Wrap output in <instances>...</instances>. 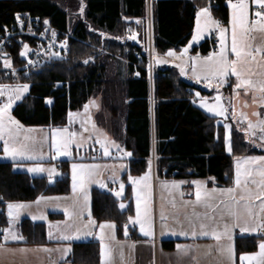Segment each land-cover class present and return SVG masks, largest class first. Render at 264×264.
Segmentation results:
<instances>
[{"label": "trees", "instance_id": "obj_1", "mask_svg": "<svg viewBox=\"0 0 264 264\" xmlns=\"http://www.w3.org/2000/svg\"><path fill=\"white\" fill-rule=\"evenodd\" d=\"M204 6V0L151 1L153 50L180 51L192 36L195 8ZM147 7V0H85L84 17L69 28L66 12L49 0H0V36L5 29L16 31L17 15L25 13L40 23L47 21L53 31L68 41L65 57L48 61L36 72L19 71L14 81L0 79V84L30 86L28 94L12 110L14 119L24 127L60 128L65 125L68 112L81 109L92 96L100 93L103 106L112 117L114 137L131 152L128 171L122 177L125 185L122 201L128 202L127 207L120 209L119 201L112 195L97 189L91 192L92 218L96 222L115 223L118 239L123 238L133 214L128 180L148 171L152 154L159 173L167 178L183 181L212 178L218 186L232 184L234 157L264 155V149L250 145L247 132L230 115L232 152L227 155L223 125L192 104L194 91L207 97L211 92L185 81L173 67L157 68L149 74ZM211 13L213 18L227 22L228 11L221 0ZM129 24L136 30V41L127 37L125 26ZM28 39L15 36L16 43L0 54V60L9 55L11 66H22L24 48L17 40ZM209 49L210 40H205L193 51L206 55ZM116 54L125 58L128 71L122 83L121 100L116 99L118 91H112L117 84L107 80L108 63ZM135 55L140 59H135ZM119 121L122 130L113 128ZM14 165L0 161V227L3 229L7 226L6 204L70 192L67 166H63L60 179L49 183L44 177L15 171ZM60 218V214L49 215L52 220ZM129 230L136 236L133 229ZM19 232L28 244L47 243L44 223L24 219ZM174 242L163 241V249H173ZM258 243L256 237H238L236 251L238 254L254 252ZM99 253L96 242L74 243L70 262L99 264Z\"/></svg>", "mask_w": 264, "mask_h": 264}, {"label": "crops", "instance_id": "obj_2", "mask_svg": "<svg viewBox=\"0 0 264 264\" xmlns=\"http://www.w3.org/2000/svg\"><path fill=\"white\" fill-rule=\"evenodd\" d=\"M156 1V0H148V8L150 7V2ZM206 5H207V0ZM223 5L226 6L228 11V19L227 22L223 23L221 27L226 29L225 32V43L229 50V57L230 59H235L234 56L231 55V25L229 23L230 20V14L231 10L228 8L229 0H221ZM232 3H236L237 0H231ZM255 5L250 3L249 6V18H251L250 10L254 8ZM205 8V6H204ZM206 9V8H205ZM212 12V11H211ZM208 10V19L214 20L212 13ZM201 20L205 22L206 17L202 15ZM194 30H197V17L195 16L194 21ZM219 28L216 29L215 25H213V28H207L205 29V32L203 34L204 39L199 41L198 44L194 45L191 49H188L187 53H183V50L185 48H188V43L183 47V50L180 52H176V56H182V58L188 59V66L184 67V71H186L187 77L188 75L191 76L189 70H192L191 66V57L196 56L197 54H200L197 51H193V49L197 46H199L200 43H202L205 40H210V37L213 33H216L219 35ZM147 39L148 43L152 48V41H151V31L150 26L147 27ZM191 39V38H190ZM247 42L255 49L256 47L264 48V32L259 30H253L251 31L247 36ZM150 48V49H151ZM148 49V50H150ZM210 53L204 55L200 54V56H207ZM153 57V54H152ZM257 61H260V63L252 62L251 64H241L240 68L245 71L246 76L245 78L251 79L255 82H262L264 81V57L258 56ZM165 67H173L177 70L178 74L181 77V71L179 65L176 66H165ZM163 68V67H162ZM193 76L189 77L191 79ZM182 78V77H181ZM184 79V78H182ZM185 81L189 82L188 80L184 79ZM218 79H214V81ZM190 83V82H189ZM193 84V83H191ZM237 84V79L235 76L229 75L225 78L224 83L220 87L213 88L211 90H206L211 92V96L209 98H212V94L214 91H220L221 97L223 102H225V106L228 102L231 101H237L238 106H241L243 104H246V98L247 102L251 104L252 108L250 111V114L245 113L243 109L239 110L241 122H256L257 120H264V101L261 100V97L264 96V93H261L258 89L252 90L247 89L245 87L236 88L235 85ZM196 85V84H194ZM198 86V85H196ZM201 88L200 86H198ZM215 87V86H214ZM203 90V88H201ZM194 97V96H193ZM2 97H0L1 100ZM241 111V113H240ZM226 112V122H229V115ZM243 113V114H242ZM253 113H259V116L253 115ZM213 117V116H212ZM236 121L238 118L235 115H232ZM260 117V119H259ZM218 119V118H217ZM20 124V123H19ZM231 125V123L229 122ZM21 125V124H20ZM24 127V126H23ZM22 125L21 128H23ZM224 127V125H223ZM53 129V128H48ZM225 129V128H224ZM27 130V129H25ZM125 155V154H124ZM264 156V155H261ZM242 157V156H241ZM246 157H259V156H243V158ZM126 159V155H125ZM111 160H116L112 158ZM0 161L5 162H12L15 164L21 165L20 168L14 170L19 172H24L30 176L34 177H44L47 179L49 183H53L54 181L60 179L63 176V172L60 173L61 176L58 174L55 176V178H48L46 176L45 172H34L30 173L28 171L29 165L32 164L33 161H26V160H19L13 161L10 157H5L3 153V141L0 140ZM150 168L147 172L150 179L148 180V187H147V193L143 196L140 201L141 208L144 207L145 203V197L147 198V206L149 208V216L151 221V235L145 236L141 230L140 226L138 224L129 223L126 226L124 232H123V238L118 239L117 237V228L116 224L113 222H96L92 216L91 219L95 221L94 225L90 226V231L92 232V235H84L83 232L85 231L83 227L81 228V224L77 226L81 229V232L78 234L79 237L82 238H73L70 240H61L59 239L60 235L62 233H67L70 235H77L72 233L71 230H69L70 224L67 223V217H65V212L63 211V204L56 203L58 201L57 197H49V196H39L36 200L31 202H12L13 204L19 203V204H27L29 206L30 210L21 212L18 217L14 218L11 224V228L15 227V233L17 235H20L19 232V225L22 220L27 219L34 223H44L46 226V244H28L24 242V239L18 240V241H11L10 239L8 241L4 240V234L2 232L1 236V243L0 245H4V248L0 250V264H72L70 262V255L72 251V245L74 243H80V242H89L93 241L99 244L100 248V239L98 238V234L100 232L99 225L101 223H111L115 225L114 229H105V240L104 243L107 245L109 249H111V256L109 258L108 264H230L229 260L227 259V256L222 251H219L218 249L222 248L223 246L227 245L229 241L227 239L221 238L220 241H216L211 237V228L216 227L218 231H223V224L224 223H232L231 218L227 215V212L229 209H225L223 205H220L219 207L215 209H207L202 204H197L195 200V192H196V184L193 182H199L201 185L202 191H208L210 192L213 187L217 189H223V188H229V187H235V170H234V176L232 184L229 186H218L214 183V180L211 179H199V180H189V181H183L173 178H167L164 174H160L158 169L155 166V157L152 154L151 161H150ZM25 165V166H23ZM28 165V166H26ZM245 167V166H244ZM247 167H253L255 168L256 165H247ZM128 168L125 171V174L127 173ZM142 174L140 176L131 177L132 179H138L139 177H142L145 175ZM124 174V175H125ZM249 181L252 179H255L257 181L260 180V177L253 174L252 177L248 178ZM129 183H132L130 178L128 180ZM176 183L179 184L178 188H173L172 184ZM242 184H243V178H242ZM164 185H167L168 187H164ZM125 186V185H124ZM110 189H115L117 187L116 183H110L109 184ZM249 189H251L253 192L257 191L256 186L251 184L249 182L248 184ZM93 189H97L93 187L91 189V192ZM91 192H90V210H91ZM125 193V191H124ZM123 196L120 198L115 197L113 194V197H115L119 201V207L120 204L124 205L125 209L128 205L127 201H122ZM183 193V195H181ZM108 194V193H107ZM236 196L239 198L241 195V189L237 188L236 190ZM214 199L210 202L219 204L220 200H225L226 197L223 196L221 193H213ZM39 200V203H36V201ZM137 198L135 197L133 187L130 186V203L132 205L133 214L131 217L135 218L136 216V205H137ZM52 201H55L54 203H51ZM51 203V204H50ZM245 201H240V205H243ZM253 205V213H260L259 209V200L253 199L249 201ZM9 204V203H8ZM5 206V217L7 219V226L5 228L9 227V217H8V208L7 205ZM29 204V205H28ZM122 209V208H120ZM122 209V210H123ZM238 215L240 216L241 223L247 222L249 225H252L255 223V219H249L247 215L246 209H244L242 206L236 207L234 209ZM62 211V212H60ZM91 212V211H90ZM161 212L164 213V215L167 217L165 221H161ZM194 213L199 214V218H197ZM50 214H60L62 215V218L60 219H49ZM64 214V215H63ZM90 215V214H89ZM211 216L213 219L209 220L206 219L205 216ZM33 216L37 217L36 219H33ZM43 217V218H41ZM222 217V218H221ZM88 216L83 215L82 219L78 217V222H83L84 224L88 223ZM76 221V218H75ZM260 222H264V213H260ZM165 223L167 225V228L162 231L161 224ZM201 223H204L208 225V231L209 235L204 236L200 234V228L199 225ZM196 225V237L193 238L191 236L192 232V225ZM129 228L133 229L136 236L132 232H130ZM171 230H175L177 233L180 231L188 232L187 236L182 235H173ZM49 232L52 233V238H49ZM127 232V234H125ZM114 235V238H113ZM86 237V238H85ZM238 237H256L259 238V243L264 242V237H261L260 231L257 232H244L241 233L239 227H235L232 229V241L233 249H234V256H233V262L234 264H242L240 261L241 255H251L259 251V243L257 246V249L254 252L249 253H241L238 254L235 247V240ZM175 241L174 247L171 250H165L162 247L163 241ZM177 245L181 246H187V250L180 249L178 250ZM69 248L70 251L67 254L63 253V248ZM20 249H24L25 251L21 252ZM44 249H48L49 251H44ZM57 249H60V251H57ZM100 264V261H99ZM246 264V262H244Z\"/></svg>", "mask_w": 264, "mask_h": 264}, {"label": "snow or ice", "instance_id": "obj_3", "mask_svg": "<svg viewBox=\"0 0 264 264\" xmlns=\"http://www.w3.org/2000/svg\"><path fill=\"white\" fill-rule=\"evenodd\" d=\"M250 3L255 5V12H254V18H249V6ZM228 8L231 10L230 14V20L229 23L231 25V55L235 57V59H230L229 57V50L225 43V32L226 29L220 26L218 21H214L211 19H208V9H201L196 13L197 16V30L194 33L192 40L196 41L200 39L202 35L203 29L200 26V17L201 15H204L206 17V24L208 25H215L219 28V40H220V49L218 52H212L207 57H204L201 59L199 55L191 57V66H192V75L197 78V80L200 79L201 75L203 76V79L205 81H209L208 87H211V81L214 79H218L221 84L224 83L225 78L231 73V75L235 76L237 79V84L235 85L236 88L245 87L247 89L252 90H259L261 93H264V81L262 82H255L251 79L245 78L246 73L244 70L240 68L241 64H251L252 62L260 63V61H257L258 56L264 57V48L256 47L253 49V47L247 42V36L248 34L253 30H259L264 32V0H237L236 3H232L231 0H229ZM19 15H17V20L19 21ZM47 23V21L45 22ZM55 35V33H53ZM103 35V34H101ZM129 39L135 40L136 36L135 34H132L128 37ZM27 52V46H25V50L21 52V56H24ZM188 48H185L183 50V53H187ZM53 55H56V53H53ZM168 56L175 57L176 54L174 52H168ZM162 61L157 60V63H161ZM4 66L6 68L10 67V61L5 58L4 60ZM151 68V65H149ZM180 71L183 74L184 73V67L183 65H179ZM138 74V73H137ZM28 85H17L15 88H9L6 85L0 86V97H7V99L4 102H0V140L3 141V153L5 157H10L13 161H16L17 159H27V160H34L36 159V156L32 153V151L29 149V146L26 143H22L18 140V134L19 129L21 125L17 120H15L12 115L10 114V109L12 108L14 102L16 100L21 99L22 93L27 92ZM199 95V94H198ZM216 103L212 105H208L205 102H201V107L205 108L209 112H213L216 115H223L226 111L223 106L220 104L221 97L217 95L215 97ZM261 100L264 101V96L261 97ZM93 106H95L94 102H90ZM84 113H88L89 104H85L84 106ZM80 113H68V121L69 124L73 122V117L79 116ZM253 115L259 116V113H253ZM90 122V117L88 120L85 121V123ZM93 127H95L93 125ZM249 129L259 128L261 131V135L259 136V139L261 141V144H258L257 147H264V120H258L256 124H253L251 122L248 123ZM85 131L87 129L85 128ZM52 136H51V148L54 151L55 155L52 157L53 159L56 158V156L63 155L68 156L70 154L69 147L74 142L75 133H69L67 128H53L51 129ZM28 137H25V140H27ZM97 143H100L101 147L104 149V154L107 156L109 155L108 146L106 143L97 140ZM224 144L227 148V151L229 153L232 152V146H231V139H230V129L228 125H225V133H224ZM113 145L117 148V150H121L119 148V145H115V142H113ZM125 155H131V153H125ZM42 158V157H41ZM244 165H256L255 168L253 167H244ZM94 166H86V165H72V179H73V190H76L77 184L79 183L81 187H83V184L85 182L86 177L91 175V168ZM28 171L30 173L34 172H43L48 171L49 172V178L51 179V174L55 172V169H44L42 167H30L28 168ZM256 174L260 177V180L257 181L255 179H252L249 181V177H252L253 174ZM242 178H243V184H242ZM150 179V176L148 173H145L144 176L139 177L138 179H132L130 177L131 182L135 185L140 183L141 181L147 182ZM249 182L256 186L257 191L253 192L251 189H249L248 184ZM194 184H196V192H195V200L197 204H202L207 209H215L219 207L220 205H223L225 209H229L227 212V215L231 218L232 223H224L223 224V231H218L216 227L211 228V237L215 239L216 241H220L221 238L227 239L229 243L222 248L218 249L219 251H222L226 254L227 259L229 260L230 264H234L233 262V256H234V249L232 241V229L235 227H239L241 233L244 232H257L262 231L264 232V222H260V213H264V156L259 157H246L241 161L240 159H237L236 161V173H235V187H229V188H223V189H217L213 187L210 192L208 191H202L201 185L199 182L194 181ZM149 185L145 183V187H148ZM164 187H168L167 185H164ZM173 188H178L179 184L173 183ZM237 188L241 189V195L239 198L236 196V190ZM123 190V185H121V191ZM135 191V188H134ZM221 193L223 196L226 197L225 200H220L219 204L212 203L214 199L213 193ZM120 192H116L115 195L117 197L120 196ZM183 195V193H181ZM256 199L259 200V209L260 213H253V205L249 203V201ZM85 200H87V197L85 196ZM240 201H245L243 205H240ZM36 203H39V200L36 201ZM242 206L247 211V215L249 219H255V223L252 225H249L247 222L241 223L240 216L238 213L234 210L236 207ZM28 207L24 204H13L9 203L7 205L8 208V217H9V227L4 228L3 234H4V240L8 241L9 239L11 241H18L23 240V236L17 235L14 231L11 229V224L14 218L18 217L20 214V211L24 208ZM120 207L123 209L124 205L120 204ZM65 215L66 216H73L76 215L82 219L83 217V211L80 212H69L68 209H65ZM194 215L199 218V214L194 213ZM37 217L33 216V219H36ZM43 218V217H41ZM161 221H165L167 217L164 215L163 212H161ZM206 219H213L211 216H205ZM222 218V217H221ZM129 223L138 224L140 226L141 232L145 236H150L151 233V221L149 216V208L147 206V198L145 197V203L144 207L141 208V204L139 201V198L137 200L136 205V216L135 218L129 217ZM95 221L91 219V216L89 215L88 223L83 224V229L85 230L83 232L84 235H92V232L89 230L91 225H94ZM115 225L111 223H101L99 225L100 232L98 234V238L100 239V264H108L109 258L111 256V249L107 247V245L104 243L105 240V229H114ZM167 228V225L165 223L161 224L162 231ZM196 225H192V232L191 236L193 238L196 237ZM200 228V234L207 236L209 235L208 231V225L201 223L199 225ZM81 232L80 228H77V235L73 236L67 233H62L59 237L61 240H70L73 238H79V233ZM173 235H182L187 236L188 232L180 231L177 233L175 230H171ZM127 234V232L125 233ZM49 238H52V233L49 232ZM114 238V235H113ZM4 248V245H0V250ZM178 250L185 249L187 250V246H181L177 245ZM21 252L25 251L24 249H20ZM44 251H49L48 249H44ZM57 251H60V249H57ZM63 253L67 254L70 249L65 247L63 248ZM240 261L242 264L246 262V264H264V242L259 243V251L251 254V255H241Z\"/></svg>", "mask_w": 264, "mask_h": 264}, {"label": "rangeland", "instance_id": "obj_4", "mask_svg": "<svg viewBox=\"0 0 264 264\" xmlns=\"http://www.w3.org/2000/svg\"><path fill=\"white\" fill-rule=\"evenodd\" d=\"M49 1L58 5L63 11L66 12L69 28H72V26L77 21L82 20V18L84 17L85 0H49ZM149 8L147 7V17L145 18L147 27L150 26V21H151ZM201 17H200V26L203 29L202 35L200 39L193 41L192 37L194 33L196 32L193 29L191 39L187 45L188 49H191L194 45L198 44L199 41L204 39L203 34L205 32V29L213 28V25H208L206 27L205 26L206 20L205 22H203V20H201ZM126 21H129V20H126ZM134 41H136V39ZM150 48L151 46L148 43L147 49H150ZM182 50L183 48L181 49V51ZM170 51L174 52L173 50H169L165 53H159L153 50V48L148 50L149 54H151V56L149 55V65H151V68L148 67V71L150 75H152L153 70L157 68H162L165 66H176V65H183V67H185L189 65L188 64L189 60L182 58V56H175V57L168 56L167 53ZM152 54H153V57H152ZM197 55H199L201 59L208 56L207 55V56L201 57L200 54H197ZM157 60L162 61V62L157 63ZM126 63L127 62L125 58L119 57L118 54H116V58H114L112 61L108 63L107 80L112 83L115 82L117 84L114 87L115 90L112 89V91H118L116 99L118 98L119 100H121L123 96L122 89L124 87H122V83L128 77ZM189 72L191 76H193L192 70H189ZM188 76L191 77L190 75ZM181 77L188 80L190 83L200 86L201 88H203V90H211L213 88L220 87L222 85L219 81L212 80L211 81L212 86L208 87L209 81H205L202 75L199 80H197V78L194 76L192 77L193 79H191L187 77L186 71H184L183 74L181 73ZM151 81L152 80L150 79V82ZM3 85L8 86L9 88H15L17 85H24V84L22 83H1L0 84V86H3ZM151 85L152 84H150V86ZM103 89H105V87H103ZM29 90H30V86L28 87L27 92L22 93L21 99L26 94H28ZM193 93H194V97L192 98V104L198 109H200L202 112H204L205 114L218 118L217 124L224 125V128H225V125H228L230 129V139H231V127L232 126L229 124V122H226V116H225L226 112H224L223 115H216L215 113L209 112L205 108H202L200 106L201 102H205L208 105L215 104L216 103L215 97L217 95L221 97L220 91L218 92L214 91L211 99L207 96H201V94L198 91H194ZM6 99H7L6 96L2 97L0 102H4ZM21 99L16 100L14 102L12 108L10 109L11 115H12L13 108ZM90 102H94L95 106H93ZM224 103L225 102H223L222 97H221L220 104L223 106L225 110H227L228 115L230 116L235 115L238 118L237 124L239 125V128L242 131L247 132L250 145L253 147H257L258 144H261L259 136L262 133L260 129L259 128L249 129L247 122L246 123L241 122L242 118H240V116L242 115L239 114V110L240 109L246 110L244 111V114L245 113L250 114V112L248 111L253 109L251 104L247 102V98H246V104H243L242 108L241 106H238L237 101L235 100L232 101V99L230 102L227 103L226 106ZM85 104H89V109H88L87 114L84 113V107L76 111H70L72 113H80V115L73 117V122L69 124L68 114H67L65 125L60 127V128H67L69 133L76 134L74 137V142L69 147L70 154L68 156L59 155V156H56L55 159L52 158L55 155V153L51 148L52 132H51V129H48V128L23 127L22 126L23 128L19 130L18 140L22 143H26L29 146V149L32 151V153L36 156V159L34 160H27V159H19V160L33 161L32 164H28L29 167L39 166L46 170L54 168L55 172L51 174V179L55 178L57 174L61 176L60 173L62 172L63 166H67L68 177L70 179V192L64 195H54L55 197L59 196L58 198H54V199L58 200L56 201V203L61 202L63 204L64 212H65V209H68L69 212H80L82 210L83 215L85 216L87 215L89 217V214L90 216H92L90 212L91 211L90 210V192L93 187L97 188V190H99L100 192L105 191L108 194H113L115 197H117L115 193L120 192L121 194L117 198H120L123 196V193L125 191V186H124V183L122 182V177L124 176L125 171L128 168L129 161L132 157L131 155L130 156L126 155V159L117 158V156L120 153L125 154V153H131V152L128 149H126L122 144H120L119 140L114 137L112 130H111L112 117L108 109H106L103 106L101 94L98 93L92 96ZM89 117H90V122L85 123V121L88 120ZM257 122L258 120L256 122L253 121L251 123L256 124ZM93 125L95 127H93ZM85 128L87 129V131H85ZM113 128L116 130H122V122L121 121L117 122L116 126L115 127L113 126ZM25 137H28V139L25 140ZM97 140H100L107 144L109 155L106 156L104 154V149L101 147L100 143L96 142ZM113 142H115V145H119V148L121 150H117V148L113 145ZM257 148L264 149V147H257ZM91 150L96 152L95 156H91ZM225 153L227 155L231 154L227 151L226 146H225ZM114 157L116 160H111ZM237 159H240L241 161H243L244 158L238 157V156L234 157L235 172H236ZM73 164L94 166L91 168V175L86 177L83 187H81L80 184L78 183L75 191L73 190V179H72V175H73L72 165ZM244 166L247 167V165H244ZM20 167L21 165L15 164V169H18ZM43 172H45L46 176H48L49 178V172L48 171H43ZM110 183H116L117 187L115 189H110L109 187ZM145 183H148V181L147 182L141 181L140 183L135 184V185L133 183H128L130 186L133 187V191L135 188L134 194L137 199L139 198L141 200L142 198H144L143 194L145 195L147 193L146 191L148 189L147 187H145ZM121 185H123L122 191H121ZM54 196H49V197H54ZM85 196L87 197V200H85ZM54 202L55 201H52L51 203H54ZM24 205H27V204H24ZM27 210L28 211L30 210L29 206L22 209L21 212H24ZM65 217H67L66 218L67 223L70 224L68 228L69 230H71L72 233L74 234L77 233V228H78L77 226H79L80 224H81V228L83 227V224H84L83 222L80 221L77 223L78 216L76 215L66 216L65 215ZM75 218H76V221H75ZM11 229L12 231L15 232V227H12ZM79 238H82V237H79Z\"/></svg>", "mask_w": 264, "mask_h": 264}, {"label": "built area", "instance_id": "obj_5", "mask_svg": "<svg viewBox=\"0 0 264 264\" xmlns=\"http://www.w3.org/2000/svg\"><path fill=\"white\" fill-rule=\"evenodd\" d=\"M218 5V0H207V5L205 6L210 12L212 9L216 8ZM203 9L202 7H196L195 13ZM255 7L250 10L251 18H254ZM19 21H16L17 30H8L5 29L4 34L0 36V54L5 50L12 47L16 43L15 36L28 37L32 40V43L29 44V39L20 41L17 40L20 47L23 49L27 46V52L24 58V64L20 67L10 66L6 68L4 66V60H0V79L14 81L18 76V72L22 73L36 72L41 67H43L48 61L59 59L65 57L68 49V41L64 37H60L59 34L53 31L48 23L38 22L37 20L31 19L27 14H19ZM17 19V18H16ZM214 21H218L220 26L223 25V22L219 18H213ZM216 29L218 27L215 26ZM127 32V37L136 32L135 28L129 24L125 26ZM55 33V35H53ZM220 49V40L219 35L213 33L210 37V49L209 53L218 52ZM56 53V55H53ZM151 56V54H149ZM7 60H11V57L8 55ZM135 59H140L138 55H135ZM96 152L91 150V156H95ZM117 158L125 159V155L120 153ZM115 159V157H114ZM107 194V192H102ZM0 213L2 209L0 207ZM3 228L0 227V243ZM261 237H264V232L260 231Z\"/></svg>", "mask_w": 264, "mask_h": 264}]
</instances>
